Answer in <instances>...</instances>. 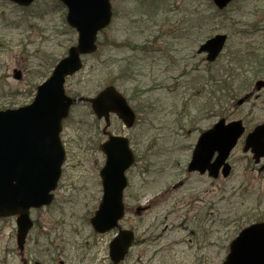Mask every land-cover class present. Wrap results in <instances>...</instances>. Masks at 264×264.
I'll return each instance as SVG.
<instances>
[{"label": "rangeland", "instance_id": "1", "mask_svg": "<svg viewBox=\"0 0 264 264\" xmlns=\"http://www.w3.org/2000/svg\"><path fill=\"white\" fill-rule=\"evenodd\" d=\"M209 3L112 0L113 22L99 35L97 52L67 81V93L75 98L115 85L138 115L132 129L117 117L110 127L130 139L137 158L127 172L129 212L122 221L135 232L136 243L121 264H201L200 253L207 264H219L239 232L264 219V160L256 165L243 152L244 138L230 156L228 178L187 171L199 136L219 119H241L247 132L264 124V68L254 76L260 68L249 61L253 54L264 55V0H236L215 18L209 17L217 11ZM53 5V0H37L24 10L0 0V111L31 104L36 88L77 42V33L64 25L66 10L50 9ZM195 9L210 19L188 36L184 14ZM215 34L229 40L209 71L197 49ZM235 62L240 75L235 90L224 95L223 83L212 77L235 68ZM15 69L22 80L14 78ZM103 126L86 102L73 106L64 122L67 157L55 200L32 211L36 228L25 261L17 253L15 220L0 221V264H112L108 247L117 231L99 235L90 225L103 194ZM141 206H149V212L138 217ZM193 229L198 230L192 235L194 251L187 237Z\"/></svg>", "mask_w": 264, "mask_h": 264}, {"label": "water", "instance_id": "2", "mask_svg": "<svg viewBox=\"0 0 264 264\" xmlns=\"http://www.w3.org/2000/svg\"><path fill=\"white\" fill-rule=\"evenodd\" d=\"M10 1L28 7L35 0ZM59 1L67 7L68 25L79 34L77 45L39 86L33 103L0 112V218L17 216L21 251L33 226L31 209L51 205L61 179L66 153L60 135L74 102L65 94L66 78L82 69V55L97 50L98 34L110 25L113 15L111 0ZM232 1L213 0V3L223 10ZM226 41V35H216L200 46L198 54H206L207 61L214 63ZM14 74L16 79H21L20 71ZM90 102L96 117L105 120V132L110 126L111 114H116L127 128H132L136 122L134 111L114 87H106ZM245 132L242 120L220 119L199 137L188 172L208 173L214 179L222 173L227 178L232 169L227 161ZM100 149L106 156L105 166L100 171L103 197L91 224L95 232L104 234L117 228L124 217L126 172L135 163V156L129 140L123 136L110 135ZM244 152H250L256 164L264 159V125L247 134ZM133 241V232L120 231L110 244L114 264L125 259ZM224 264H264V222L251 225L238 235L230 245Z\"/></svg>", "mask_w": 264, "mask_h": 264}, {"label": "trees", "instance_id": "3", "mask_svg": "<svg viewBox=\"0 0 264 264\" xmlns=\"http://www.w3.org/2000/svg\"><path fill=\"white\" fill-rule=\"evenodd\" d=\"M209 5L211 6L212 9L214 8L213 5H211L210 3H209ZM51 7L56 9L58 7H61V5L56 4V5H53ZM41 13L46 14L45 12H41ZM193 13H194L193 15H191V14L188 15V18L186 19V23H185L186 24V30H187L186 32L188 33L189 36L191 35V33H193V30L196 29L199 31L201 29L200 27L206 25L207 22H209V19H210L209 17L215 18V16L217 14H219L218 11H214L212 14L209 15V17H207V16L203 15V13L200 12L198 9H195V11ZM64 22H65V20H64ZM205 31H207V30H205ZM251 57L252 56H249V59H251ZM253 58H254V60L251 59L249 61H251L252 64L256 61V64H257L256 66L258 68H260V70L254 72L253 75L256 76V75H259L262 72L261 69L264 68V55L259 57L256 54H253ZM235 64H236V62L231 63V65H233L235 68L229 67L228 70L225 71V74L219 73L215 77H212V80L215 81L216 83H221V84L223 83L222 89H224V91H226L224 93V95L225 94L229 95L232 91L235 90V87H234V82L236 80L235 77L240 75L238 73L236 74V72H235L236 68L237 69L239 68V65L235 66ZM208 68H209L208 69L209 71L213 70L214 64H208ZM217 71L219 72L220 70H217ZM221 75H223V76L225 75V76L222 77L221 79H219L221 77ZM240 84H241V86L239 87V89L241 87H243V84L244 85L246 84V80L241 81ZM220 86H219V88H220ZM262 220H264V219H259L258 221L260 222Z\"/></svg>", "mask_w": 264, "mask_h": 264}, {"label": "flooded vegetation", "instance_id": "4", "mask_svg": "<svg viewBox=\"0 0 264 264\" xmlns=\"http://www.w3.org/2000/svg\"><path fill=\"white\" fill-rule=\"evenodd\" d=\"M165 227V226H164ZM178 228H180V227H178ZM183 228V227H182ZM159 231H160V233H159V235H163L165 232H164V229L162 228L161 229V227H159ZM165 229L169 232V227H165ZM198 233V230L197 229H193L192 231H189V233H188V242H189V245H191L192 243H193V237H192V235L194 236V235H196ZM206 236H207V234L206 235H204V238L202 239V240H206ZM200 242V241H199ZM195 246L192 244L191 245V250H193L194 251V249H192V248H194ZM201 251V250H200ZM201 254V253H200ZM199 254V256H198V262L199 263H201V264H207L208 262H207V257L205 256V255H203V254H201L200 255ZM220 264V263H219Z\"/></svg>", "mask_w": 264, "mask_h": 264}]
</instances>
